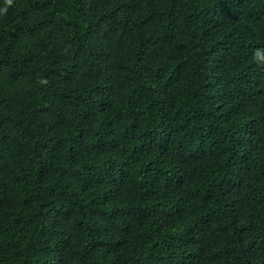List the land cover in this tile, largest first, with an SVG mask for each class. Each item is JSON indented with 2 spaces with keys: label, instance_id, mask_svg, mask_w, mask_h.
Returning a JSON list of instances; mask_svg holds the SVG:
<instances>
[{
  "label": "trees",
  "instance_id": "1",
  "mask_svg": "<svg viewBox=\"0 0 264 264\" xmlns=\"http://www.w3.org/2000/svg\"><path fill=\"white\" fill-rule=\"evenodd\" d=\"M264 0H0V264H264Z\"/></svg>",
  "mask_w": 264,
  "mask_h": 264
},
{
  "label": "clouds",
  "instance_id": "2",
  "mask_svg": "<svg viewBox=\"0 0 264 264\" xmlns=\"http://www.w3.org/2000/svg\"><path fill=\"white\" fill-rule=\"evenodd\" d=\"M8 3H11V0H8ZM261 51H262L261 49H257L253 59L256 60L258 64L264 65V59L260 58Z\"/></svg>",
  "mask_w": 264,
  "mask_h": 264
}]
</instances>
